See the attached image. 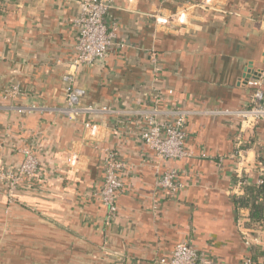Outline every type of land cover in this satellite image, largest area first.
<instances>
[{
	"label": "crops",
	"instance_id": "1",
	"mask_svg": "<svg viewBox=\"0 0 264 264\" xmlns=\"http://www.w3.org/2000/svg\"><path fill=\"white\" fill-rule=\"evenodd\" d=\"M78 15V0H0V166L28 147L40 161L15 203L0 184V264H160L186 240L224 264H241L250 248L264 264V219L253 223L233 201L264 180V121L241 133L246 183L235 189L240 119L213 113L244 107L255 75L264 91V0H111L117 45L103 64H81L74 85L80 107L113 112L70 118L54 109L65 104ZM157 94L162 108L189 111L190 155L158 167L178 171L174 198L156 190L134 112ZM107 150L129 166L110 220L96 194Z\"/></svg>",
	"mask_w": 264,
	"mask_h": 264
},
{
	"label": "built area",
	"instance_id": "2",
	"mask_svg": "<svg viewBox=\"0 0 264 264\" xmlns=\"http://www.w3.org/2000/svg\"><path fill=\"white\" fill-rule=\"evenodd\" d=\"M79 15L75 19L77 35L75 42L76 55L70 62L69 71L62 79L65 81V104L54 109L56 113L74 117L79 113H105L113 112L109 107L79 106V100L84 95V90L74 85V77L77 68L81 64L104 63L108 52L115 43L117 27L115 23L108 21L107 12L111 7V0H78ZM155 58H153V61ZM251 86L250 99L244 107L236 109L215 110L213 113L226 117L240 119V127L236 134L234 167L235 189H240L246 183L245 171L238 168L243 159L245 140L241 137L247 129H251L258 121H264V91L262 79L259 75L246 80ZM161 94H157L148 105L136 109L134 112L141 116L143 129L139 134L140 139L146 144L156 159V190H161L166 197L174 198L183 187L179 181L176 169L160 170L159 162L162 160H179L190 152L185 145V123L189 111L179 106L162 108ZM36 107L25 105L19 108L22 112H28ZM94 125L90 121L84 122L85 128ZM15 149V147H13ZM22 156L17 165L0 166V184L2 192L9 204L17 201L15 191L19 184L33 177L40 166V161L32 151V148L16 150ZM129 166L118 155L110 150L106 151L103 162V177L97 190V196L106 207V218L110 220L116 214V199L119 194L125 193L124 176ZM264 182L262 178L257 180V185ZM1 190V189H0ZM153 208L157 205L153 202ZM241 227V225H239ZM246 246L251 245L252 238L242 231ZM160 264H224L212 258L207 250L196 248L190 240L177 243L166 259H161ZM241 264H263L256 262L250 256L245 255Z\"/></svg>",
	"mask_w": 264,
	"mask_h": 264
},
{
	"label": "trees",
	"instance_id": "3",
	"mask_svg": "<svg viewBox=\"0 0 264 264\" xmlns=\"http://www.w3.org/2000/svg\"><path fill=\"white\" fill-rule=\"evenodd\" d=\"M244 189V195L234 197V205L236 208H248L250 220L253 223H259L264 219V183L260 185H245ZM246 255L255 260L259 255H263V252H255V250L250 248ZM255 261L257 262V259Z\"/></svg>",
	"mask_w": 264,
	"mask_h": 264
}]
</instances>
